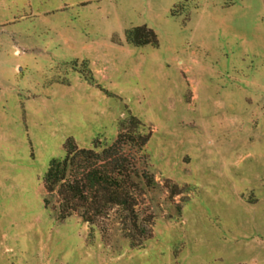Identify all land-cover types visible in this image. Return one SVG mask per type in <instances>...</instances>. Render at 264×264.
<instances>
[{
	"label": "rangeland",
	"instance_id": "374dc122",
	"mask_svg": "<svg viewBox=\"0 0 264 264\" xmlns=\"http://www.w3.org/2000/svg\"><path fill=\"white\" fill-rule=\"evenodd\" d=\"M68 140L153 181L142 246L45 206ZM0 264H264V0H0Z\"/></svg>",
	"mask_w": 264,
	"mask_h": 264
},
{
	"label": "trees",
	"instance_id": "16d2710c",
	"mask_svg": "<svg viewBox=\"0 0 264 264\" xmlns=\"http://www.w3.org/2000/svg\"><path fill=\"white\" fill-rule=\"evenodd\" d=\"M126 38L134 47H156L159 43L156 33L147 26L128 30ZM119 140L101 153L80 149L74 141L68 140L65 156L53 159L49 164L44 178L47 193L44 204L48 207L51 197L57 195V211L62 219L78 213L84 222L90 224L119 208L126 215L122 220L126 238L133 247H140L150 239L151 232L146 234V227L137 210L138 198L132 185L147 187L153 181L147 175H141L134 165L124 160V156L115 150ZM139 229L145 234L137 243Z\"/></svg>",
	"mask_w": 264,
	"mask_h": 264
}]
</instances>
